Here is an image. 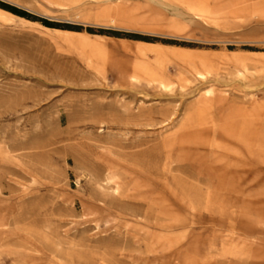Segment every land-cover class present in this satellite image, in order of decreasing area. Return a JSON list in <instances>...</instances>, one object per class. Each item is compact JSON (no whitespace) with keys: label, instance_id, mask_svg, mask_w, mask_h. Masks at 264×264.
Listing matches in <instances>:
<instances>
[{"label":"rangeland","instance_id":"1","mask_svg":"<svg viewBox=\"0 0 264 264\" xmlns=\"http://www.w3.org/2000/svg\"><path fill=\"white\" fill-rule=\"evenodd\" d=\"M10 53L43 66V147L0 155V264H264V0H0ZM116 102L157 123L110 128Z\"/></svg>","mask_w":264,"mask_h":264},{"label":"bare ground","instance_id":"2","mask_svg":"<svg viewBox=\"0 0 264 264\" xmlns=\"http://www.w3.org/2000/svg\"><path fill=\"white\" fill-rule=\"evenodd\" d=\"M20 56L21 55L10 53V56H8L9 58L1 57L0 75L4 77V79L9 76H13L17 79L29 78L32 81L35 80V85L29 87L22 84L21 82L5 83L0 81V108L2 109L0 111V121L15 120L20 123L19 125H15L10 131H1L0 139L2 140H7V137H10V135H12L11 144H9L8 149L0 150V155L2 157L3 154L10 155L24 149L32 152L19 154L17 157L30 155L32 156L36 153L37 150L43 147V144L39 143L35 138L38 134V127L31 126L29 129L27 128L32 122L29 114L33 113V111L31 112L29 110L38 106H42L41 102L44 101V99L35 91V89H38L44 83L40 78H36L34 76L42 71L41 67L43 66L41 63L34 62L35 59H30L29 56ZM6 63L12 64V66L16 69L20 68L22 74L12 73L11 68L8 69L4 67ZM29 73L31 75L27 76ZM121 74L126 77L129 74V70H122ZM197 75L200 78L205 77L201 73H197ZM132 77L133 76H130L131 79H133ZM145 77L147 78L148 84L159 83L161 90L168 89L169 87V85H167L164 80V75L162 72H156L154 70L147 69ZM126 84L133 86L131 82H126ZM152 89H157V87H152ZM132 97L137 98L135 95H132ZM99 106V110H96L97 113L98 111L100 112L103 109L109 110L108 114L110 115L108 116L107 123L110 128L116 127L120 129L121 126H124V128H128V126H131L132 124L137 125L136 122H139L140 124L143 122L142 124H145L146 126H151L154 123H157V119L154 116L144 113V111H142L141 109H139L140 115L137 116L139 118L136 119L135 114L133 113V109L124 103H102ZM19 113H21L22 115H19ZM23 114L28 116L23 117ZM159 114L161 115L160 119L162 122L167 121L170 117L169 114L164 112H161ZM195 115H197V112L192 113L189 116L188 122L193 121L195 119ZM133 120L136 121L133 122ZM191 135L192 134H190L189 136L188 134L183 133L174 138L170 143L160 146L159 149H157L155 152L144 154L142 157L145 159V163H152V161L157 157L161 159L162 157H164V155L165 159H167L169 157L170 151H165V149L169 145L175 146L174 149H178V151L180 150L182 153L188 152L189 150L184 146L185 144L183 143H189V145H193V143H196V138L194 136L191 137ZM184 158L185 157H183V159ZM183 159H181V161H183Z\"/></svg>","mask_w":264,"mask_h":264},{"label":"trees","instance_id":"3","mask_svg":"<svg viewBox=\"0 0 264 264\" xmlns=\"http://www.w3.org/2000/svg\"><path fill=\"white\" fill-rule=\"evenodd\" d=\"M1 6H2L3 8H5V9L11 11L12 13H14V14H16V15H20V16H23V17H28V15H26L25 13H22V12L18 11V10L15 9V8L7 7V6H5V5H1ZM45 24H46L47 26H52V25H50V24L47 23V22H45Z\"/></svg>","mask_w":264,"mask_h":264}]
</instances>
